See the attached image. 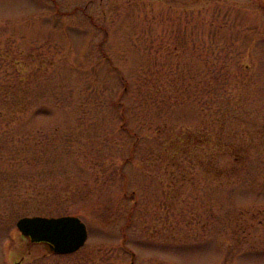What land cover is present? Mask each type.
<instances>
[{"label": "rangeland", "instance_id": "1", "mask_svg": "<svg viewBox=\"0 0 264 264\" xmlns=\"http://www.w3.org/2000/svg\"><path fill=\"white\" fill-rule=\"evenodd\" d=\"M54 1L0 0V264H264V1Z\"/></svg>", "mask_w": 264, "mask_h": 264}, {"label": "water", "instance_id": "2", "mask_svg": "<svg viewBox=\"0 0 264 264\" xmlns=\"http://www.w3.org/2000/svg\"><path fill=\"white\" fill-rule=\"evenodd\" d=\"M16 226L22 236L32 243L45 244L54 254L73 253L87 238V227L77 216H24Z\"/></svg>", "mask_w": 264, "mask_h": 264}, {"label": "flooded vegetation", "instance_id": "3", "mask_svg": "<svg viewBox=\"0 0 264 264\" xmlns=\"http://www.w3.org/2000/svg\"><path fill=\"white\" fill-rule=\"evenodd\" d=\"M48 1V0H47ZM53 2H55L54 0H52ZM261 1V0H260ZM264 1V0H263ZM193 2H195V1H193ZM50 5V4H49ZM189 12H190V15H191V17H192V11L193 10H196V7L194 6V7H192V0H190V3H189ZM264 5V4H263ZM263 5H261V3H259V8H263L264 6ZM53 6H54V4H53ZM193 12H195V11H193ZM46 246V245H45ZM47 248V247H46Z\"/></svg>", "mask_w": 264, "mask_h": 264}]
</instances>
